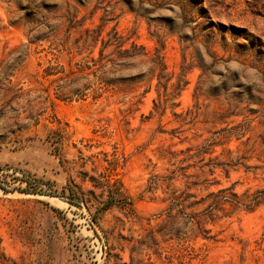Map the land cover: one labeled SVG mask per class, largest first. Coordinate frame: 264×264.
Returning a JSON list of instances; mask_svg holds the SVG:
<instances>
[{"label":"rangeland","instance_id":"rangeland-1","mask_svg":"<svg viewBox=\"0 0 264 264\" xmlns=\"http://www.w3.org/2000/svg\"><path fill=\"white\" fill-rule=\"evenodd\" d=\"M0 264H264V0H0Z\"/></svg>","mask_w":264,"mask_h":264},{"label":"trees","instance_id":"trees-1","mask_svg":"<svg viewBox=\"0 0 264 264\" xmlns=\"http://www.w3.org/2000/svg\"><path fill=\"white\" fill-rule=\"evenodd\" d=\"M156 78H157V81H158L157 83L161 84L159 73H158V75H156ZM154 108L157 110V105H156L155 101H154ZM24 190H27V188L24 189ZM124 198H125V200H124ZM121 199H123V202L122 203H120V202L117 203V201L121 200ZM115 204H119L120 206L125 207V206H128V205L130 206L131 205V201L130 200L126 201V197H124L121 193H119L117 191H114V190H111L110 191V197L105 201V203L103 205V209L110 208L111 206H113Z\"/></svg>","mask_w":264,"mask_h":264}]
</instances>
